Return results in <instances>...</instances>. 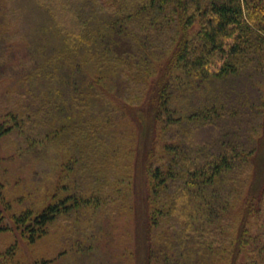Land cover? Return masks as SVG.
Masks as SVG:
<instances>
[{"label": "trees", "instance_id": "trees-1", "mask_svg": "<svg viewBox=\"0 0 264 264\" xmlns=\"http://www.w3.org/2000/svg\"><path fill=\"white\" fill-rule=\"evenodd\" d=\"M32 3L44 15L43 33L22 64L29 69L27 90L0 116V137L18 129L38 138L50 122L69 121L75 113L82 140L87 116L92 137L104 143L100 128L123 120L133 100L147 104L140 115L127 116L138 126L136 171L130 164L124 180L114 176L119 181L89 186L90 197L82 189L34 215L13 214L26 239L47 234L49 223L82 204L101 206L115 182L126 186L117 192L134 198L141 166L144 264H264V0ZM13 17L8 27L19 37ZM53 39L60 43L54 46ZM101 81L124 101L123 108L97 87ZM103 113L108 118L97 125L94 119ZM239 201L244 207L236 222ZM10 228L0 211V231ZM108 230L75 252L114 263L110 238L117 230ZM124 241L129 263L130 242ZM15 249L13 243L1 251L0 264H32L16 260ZM63 252L33 263L49 264Z\"/></svg>", "mask_w": 264, "mask_h": 264}, {"label": "rangeland", "instance_id": "rangeland-1", "mask_svg": "<svg viewBox=\"0 0 264 264\" xmlns=\"http://www.w3.org/2000/svg\"><path fill=\"white\" fill-rule=\"evenodd\" d=\"M19 7V9L15 7ZM0 116L15 107L23 92L27 89L29 69L22 65L28 60V51L31 45L39 43V35L43 33L42 26L44 15L35 7L32 0H0ZM14 11V17L11 14ZM18 10L22 12L19 20H16ZM11 16L18 22L16 29L22 32L16 36L15 31L8 26ZM19 18V17H18ZM26 18V21H24ZM198 26L191 27V34L196 32ZM45 38V35H43ZM60 41L52 40L56 46ZM27 64V63H26ZM29 65V63H28ZM27 78V79H26ZM106 92L108 98H115L114 90L110 89L107 81H101L97 87ZM109 88V89H108ZM19 94V95H18ZM26 99V98H25ZM23 98V100L25 101ZM123 102L115 98V104L123 108ZM131 105V102H129ZM128 103V104H129ZM129 114L113 126L100 128L99 136L104 143H96L91 127H88L87 116L83 127H87L84 140L77 130L75 123L76 114L68 121L66 118L54 120L42 129L38 138L22 130L12 129L9 133L0 137V211L11 225V228L0 231V252L16 243L15 259L19 262H33L40 258H50L62 255L49 264H144V239L141 229L145 220L143 197L146 191L145 174L139 167L136 178V195L129 197L128 191H116L124 188L123 181L115 182V189H108L107 200L101 206L82 204L72 213L60 215L48 224L47 234L29 242L25 237L22 227L14 224L11 216L28 211L32 215L39 212L45 205L56 201L58 197H64L69 193L83 192L90 197L92 195L89 186L101 181H119L114 176L124 180L125 170L129 165L135 168L136 147H138V126L129 119L134 114L140 115L146 108V102L133 100ZM18 105V104H16ZM115 106V105H114ZM95 118L97 125H102V117ZM107 116V115H106ZM108 118V116L106 117ZM79 119V120H82ZM82 127V128H83ZM49 131L46 133V131ZM26 136V137H25ZM140 143V140H139ZM96 158H101L102 164H98ZM96 165V167H95ZM126 166V169H125ZM120 186V187H119ZM133 199V201H132ZM104 204V205H103ZM134 206V207H133ZM136 206V207H135ZM244 203L239 201L233 209V217L239 222L243 212ZM67 221L73 226H67ZM116 228L114 245L116 257L114 263L106 257L100 258L97 253L90 254L86 251L76 253V248H83L86 244L94 245L102 236L103 229ZM130 242L129 263L123 256L125 241ZM92 251V250H90Z\"/></svg>", "mask_w": 264, "mask_h": 264}]
</instances>
